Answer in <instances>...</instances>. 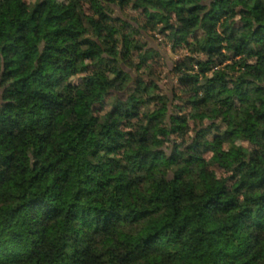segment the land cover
Here are the masks:
<instances>
[{"label": "clouds", "instance_id": "1", "mask_svg": "<svg viewBox=\"0 0 264 264\" xmlns=\"http://www.w3.org/2000/svg\"><path fill=\"white\" fill-rule=\"evenodd\" d=\"M0 264H264V0H0Z\"/></svg>", "mask_w": 264, "mask_h": 264}]
</instances>
